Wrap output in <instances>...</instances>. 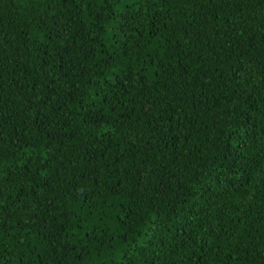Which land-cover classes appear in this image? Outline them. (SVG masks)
<instances>
[{"label": "trees", "instance_id": "16d2710c", "mask_svg": "<svg viewBox=\"0 0 264 264\" xmlns=\"http://www.w3.org/2000/svg\"><path fill=\"white\" fill-rule=\"evenodd\" d=\"M0 264H264V0H0Z\"/></svg>", "mask_w": 264, "mask_h": 264}]
</instances>
